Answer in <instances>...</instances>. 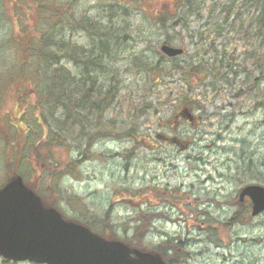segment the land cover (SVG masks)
Returning a JSON list of instances; mask_svg holds the SVG:
<instances>
[{
  "label": "rangeland",
  "instance_id": "374dc122",
  "mask_svg": "<svg viewBox=\"0 0 264 264\" xmlns=\"http://www.w3.org/2000/svg\"><path fill=\"white\" fill-rule=\"evenodd\" d=\"M44 1L48 8L38 0H0V90L2 79L14 76L21 61L26 75V65L35 67L27 48L40 32L61 28L53 33L52 49L61 57L53 66L63 68L69 77L66 93L79 103L68 110L73 117L66 128L53 121L36 124L32 115L20 114L25 101L19 98L31 103L39 96L34 81L21 75L5 82L0 183L21 172L43 197H54L63 213L94 218L97 225L110 208L106 223L117 236L132 233L137 211L153 212L146 244L178 238L184 264H264V211L251 216L248 199L236 202L244 184L264 185V28L256 26L253 3L234 0V9L227 6L233 0H195L187 11L179 0H119L112 8V0ZM179 4L181 22L173 28L159 27L151 17L162 6L175 13ZM75 20L81 29L72 28ZM99 21L110 55L93 61L98 41L105 40L95 33ZM165 31L170 44L184 51L174 61L166 57L164 66L198 63L197 74L158 76L150 68L160 56ZM65 51L77 53L79 61L62 56ZM89 60L96 65L86 72ZM108 88L113 94L105 96ZM183 105L195 117L191 124L181 117L175 121ZM52 110L64 119L66 108ZM19 114L30 123L19 128ZM125 127L133 128L136 139L120 135ZM83 132L100 135L88 141ZM158 133L178 135L185 145ZM54 160L57 164H51ZM131 190L140 195L129 197ZM236 210L240 221L232 223L230 213ZM0 264L43 263L0 256Z\"/></svg>",
  "mask_w": 264,
  "mask_h": 264
},
{
  "label": "trees",
  "instance_id": "16d2710c",
  "mask_svg": "<svg viewBox=\"0 0 264 264\" xmlns=\"http://www.w3.org/2000/svg\"><path fill=\"white\" fill-rule=\"evenodd\" d=\"M41 1V6H45L48 8L49 7V2H46L44 0H38ZM114 1V3L118 4L119 0H112L110 2L111 8L112 6H114V3H112ZM142 2H145V0H141ZM180 3L186 5V9L187 11H191V9L193 8V6L195 4H197L195 2V0H179ZM224 0H222L223 2ZM251 3H253V9H255L257 11V22H256V26L258 29H260L261 27L264 28V0H250ZM182 4H179L177 6V10L175 13H172L171 11L167 10L165 6H162L160 8H157L153 11L151 17L154 18L155 22L158 23L159 27H163L164 29H168L169 27H174L176 24H178L179 22H181V20L178 19L177 13H178V7L182 6ZM246 5V4H245ZM228 7L234 8L235 9V3L234 0L233 1H229ZM200 9V7H199ZM222 11L226 12V8H221ZM234 13V17H238V12H235L234 10L232 11ZM253 15V14H252ZM227 18V17H226ZM171 21L168 25L167 23ZM101 23L102 21H99V25H97V28L95 29V33L98 36L104 35L105 36V40L100 39L98 41V53L95 57L91 58L93 61L96 59H102L104 56H109L110 55V50L106 47V40L108 38V35L106 33H104V31L101 29ZM73 25H75V27L72 28H76L81 29L82 26L76 25L78 24V21H73L72 22ZM53 25V24H52ZM185 25V24H184ZM216 28V27H215ZM61 28H54L48 31H42L39 34L38 39H36V44H34L33 46H29L28 45V50L31 51V54L33 55L34 61L33 64L35 65V67L31 68L30 66L26 65V68L28 69V76L34 81V83L36 84V88L39 91V96L35 98L34 101H32L31 103H29L28 101H26L25 96L22 97L20 96L19 98L22 101H25V105L24 108H22V110L20 111V114L22 111L26 112L28 115H32V119L31 121L38 124L41 123V121H43L44 123H47L48 121H53V123L61 130L64 128H66V121L68 119H70L71 117H73L72 115H70V112L68 110L75 108L76 106H78V99H75L73 97L72 94H67L66 93V89H67V85H66V80L67 78H69L68 76L66 77L65 74L63 73V68L60 67L56 68L55 66H53V64H58L57 62L60 61V56L57 55L54 50L52 49L55 45V40L53 38V33H55L56 35L60 32ZM217 29V28H216ZM215 29V30H216ZM167 31V30H166ZM165 31V39L163 42L170 44L171 38H170V34H168ZM260 31V30H259ZM103 32V33H102ZM106 47V48H105ZM215 51V50H214ZM159 58L157 60V62H155L153 64V66H150L151 69L155 70L159 75L164 76V75H169L172 76L174 75V73H180L183 76H187V75H191L192 72H199L197 71V68L199 67L198 63H192V62H188L186 64H178L177 62L171 63L169 68L167 69L164 65V62L166 61V56H164L161 52H159ZM62 56H66L69 59H72L73 61H79L78 60V56L77 53L72 52V51H65L64 54H62ZM89 57V56H87ZM168 58V57H167ZM170 58V57H169ZM171 60H175L174 57L170 58ZM92 60H89L88 63L84 64V69L87 72V67L88 66H94L96 65V62H93ZM20 67L18 69L14 70V76L8 75L7 77L2 79V89L4 88L5 82L9 81V80H15L16 78H18L19 76L23 75L25 79H27V75L25 73H23L24 71V64H22V61L20 62ZM26 63H29V61H26ZM197 74V73H196ZM1 89V90H2ZM92 89V83L89 85L88 88L85 89V94H84V100L87 99L86 94L90 97V91ZM0 90V93H1ZM178 91V90H177ZM113 94L112 93V88H108V90L106 91L105 96H108V94L110 95ZM177 93V92H176ZM2 95V94H0ZM115 96V95H114ZM178 96V95H177ZM176 96V97H177ZM56 105H61L64 108H66V112L64 115V119L60 120L59 117H56L55 114L53 113L54 111L52 110V106H56ZM51 106V107H50ZM95 108L97 106L96 102H92L90 104V107ZM188 106V105H186ZM50 107V108H49ZM131 108H135V107H131ZM24 109V110H23ZM39 110V114L38 113ZM90 111V110H88ZM18 115V117L20 118V126H18L19 128L21 127V125L23 126V122L26 121L27 119L25 117H21V115ZM101 118L100 115H97V120L99 121ZM88 118H85V120H82V123L80 124V129H82L85 125L84 122L87 123ZM26 123H30V120L28 119ZM8 126V125H7ZM10 126V125H9ZM28 124H27V131H25V139H24V143L26 142V139H28V137H26V135H29L30 133L28 132ZM18 127H15L18 128ZM42 126H40L41 128ZM113 128V126H112ZM17 130V129H16ZM112 131V130H111ZM55 133V132H53ZM99 133V132H98ZM83 135H87L86 139L88 141H90L91 139H93L95 136H98L100 134L97 135H93L87 132H83ZM122 137H127L130 136L133 139H136V135H135V131L133 130V128H128L125 127ZM9 145L11 147H14L16 149V146L13 142L9 143ZM23 147L20 146V148ZM125 153L127 154V151H125ZM129 153V152H128ZM35 159H41V155L39 153H36L35 155ZM78 161V159L76 160ZM15 163H17V159L15 161ZM57 164V161L54 160L53 162L51 161V164ZM74 164V163H73ZM16 175H21L23 178V181L25 182V184L30 187L31 189H33L37 194L40 195L42 201L47 204V205H51L55 203V198L52 197L50 198H46L43 197L34 187H32L27 180L25 179V176L22 175L21 172H17V173H13L11 175H9V178H12ZM140 193L139 191H134L131 190V192L129 193V197H137L139 196ZM237 203H239L240 205H242L243 201L240 202L237 198ZM110 211V208H108L106 210V214L103 216L102 223L101 225H97L96 224V220L94 218H86V217H81V215L79 216V213L76 214L75 216H71L73 219L84 223L85 225H87L91 230L101 234V235H105L109 238H119L123 241L128 242L129 244H131L134 247H138V248H151L154 250H157L163 257V259L165 261H167L169 264H184L185 263V257H186V252H183L184 254L181 255L178 254V249H179V245L181 244V242L179 241L178 238H166L164 240H162L158 245H152V246H148L144 240L145 235H148V231L150 230V228L152 227V222H151V216L153 215V212L145 211V214H141L139 211H137L134 214L133 217V223L131 225V231L132 233L130 235L127 234V231H125L124 235L125 236H117L115 234V230L113 229V226L109 225L106 223V221H108V213ZM84 214V213H82ZM240 211L236 210L233 213H230V219L231 222H239L240 221Z\"/></svg>",
  "mask_w": 264,
  "mask_h": 264
},
{
  "label": "water",
  "instance_id": "95a60500",
  "mask_svg": "<svg viewBox=\"0 0 264 264\" xmlns=\"http://www.w3.org/2000/svg\"><path fill=\"white\" fill-rule=\"evenodd\" d=\"M160 50L167 56L183 52L182 47L166 43ZM181 114L192 120L188 109ZM168 139L179 141L175 136ZM245 195L251 201L252 215L264 210L263 185L242 186L238 197L242 200ZM0 255L47 264H167L155 251L105 238L64 218L56 208L43 205L19 175L0 187Z\"/></svg>",
  "mask_w": 264,
  "mask_h": 264
}]
</instances>
